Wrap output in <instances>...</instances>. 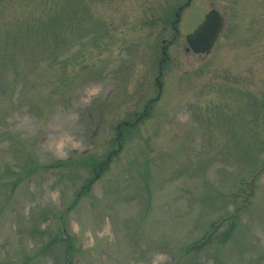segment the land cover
Returning a JSON list of instances; mask_svg holds the SVG:
<instances>
[{
    "label": "rangeland",
    "instance_id": "obj_1",
    "mask_svg": "<svg viewBox=\"0 0 264 264\" xmlns=\"http://www.w3.org/2000/svg\"><path fill=\"white\" fill-rule=\"evenodd\" d=\"M261 161L264 0H0V264H264Z\"/></svg>",
    "mask_w": 264,
    "mask_h": 264
},
{
    "label": "water",
    "instance_id": "obj_2",
    "mask_svg": "<svg viewBox=\"0 0 264 264\" xmlns=\"http://www.w3.org/2000/svg\"><path fill=\"white\" fill-rule=\"evenodd\" d=\"M222 25L223 16L216 10H210L198 27L185 36L187 50H191L194 54L208 53L221 31Z\"/></svg>",
    "mask_w": 264,
    "mask_h": 264
},
{
    "label": "trees",
    "instance_id": "obj_3",
    "mask_svg": "<svg viewBox=\"0 0 264 264\" xmlns=\"http://www.w3.org/2000/svg\"><path fill=\"white\" fill-rule=\"evenodd\" d=\"M131 130H129V131H127V132H130ZM124 137H125V134L123 133H116V138H115V140H116V143L117 144H119L123 139H124ZM109 155H111V153L109 154ZM108 157H110V156H108ZM93 163H94V161L93 160H90V159H87V162H86V164L87 165H90V167L92 168V169H94L93 168ZM98 163H100V161L99 162H97L96 163V168L98 169V168H100V166L98 165ZM97 178H95L94 179V181L96 180ZM89 189V184L87 185V190ZM87 191H85V193H86Z\"/></svg>",
    "mask_w": 264,
    "mask_h": 264
}]
</instances>
